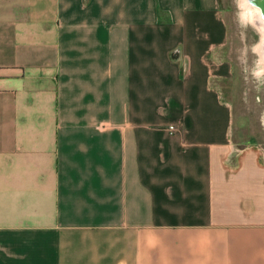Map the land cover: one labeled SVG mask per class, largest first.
Here are the masks:
<instances>
[{"label":"crops","instance_id":"obj_1","mask_svg":"<svg viewBox=\"0 0 264 264\" xmlns=\"http://www.w3.org/2000/svg\"><path fill=\"white\" fill-rule=\"evenodd\" d=\"M226 39L217 0H0V264H264Z\"/></svg>","mask_w":264,"mask_h":264},{"label":"rangeland","instance_id":"obj_2","mask_svg":"<svg viewBox=\"0 0 264 264\" xmlns=\"http://www.w3.org/2000/svg\"><path fill=\"white\" fill-rule=\"evenodd\" d=\"M227 27L221 56L230 59L233 76L228 90L233 104L231 139L238 147L250 144L264 147V85L252 76L260 70L253 46L259 34L241 19L239 0H217Z\"/></svg>","mask_w":264,"mask_h":264},{"label":"bare ground","instance_id":"obj_3","mask_svg":"<svg viewBox=\"0 0 264 264\" xmlns=\"http://www.w3.org/2000/svg\"><path fill=\"white\" fill-rule=\"evenodd\" d=\"M239 7L241 8V19L243 22L253 25L254 23L262 30H264V19L257 13L256 8L249 4L247 0H239ZM256 31V30H255ZM257 32V31H256ZM258 33V32H257ZM259 40H261V33ZM255 52L259 57L260 69H264V44L256 48Z\"/></svg>","mask_w":264,"mask_h":264},{"label":"clouds","instance_id":"obj_4","mask_svg":"<svg viewBox=\"0 0 264 264\" xmlns=\"http://www.w3.org/2000/svg\"><path fill=\"white\" fill-rule=\"evenodd\" d=\"M250 3H252L253 7L256 8L257 13L261 16L262 19H264V9H260L257 5L255 0H250ZM252 27L258 32L261 33V40H259L254 46H253V52L255 53V49L261 47L262 44H264V30L260 29L255 23L252 25ZM252 76L257 80V82L261 85H264V69H260L257 71H253Z\"/></svg>","mask_w":264,"mask_h":264},{"label":"water","instance_id":"obj_5","mask_svg":"<svg viewBox=\"0 0 264 264\" xmlns=\"http://www.w3.org/2000/svg\"><path fill=\"white\" fill-rule=\"evenodd\" d=\"M249 4L252 5V3H250V0H247ZM256 5L260 8V9H264V0H255Z\"/></svg>","mask_w":264,"mask_h":264},{"label":"built area","instance_id":"obj_6","mask_svg":"<svg viewBox=\"0 0 264 264\" xmlns=\"http://www.w3.org/2000/svg\"><path fill=\"white\" fill-rule=\"evenodd\" d=\"M168 130H169V131H172V130H173V126H172V125H169V126H168Z\"/></svg>","mask_w":264,"mask_h":264}]
</instances>
